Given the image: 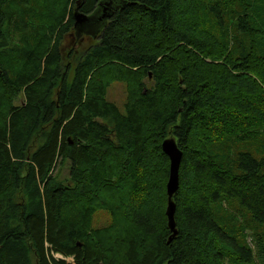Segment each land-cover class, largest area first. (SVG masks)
Segmentation results:
<instances>
[{"label":"trees","instance_id":"1","mask_svg":"<svg viewBox=\"0 0 264 264\" xmlns=\"http://www.w3.org/2000/svg\"><path fill=\"white\" fill-rule=\"evenodd\" d=\"M102 1L0 0V264H264V157L239 149L264 132V0H123L78 34Z\"/></svg>","mask_w":264,"mask_h":264},{"label":"water","instance_id":"2","mask_svg":"<svg viewBox=\"0 0 264 264\" xmlns=\"http://www.w3.org/2000/svg\"><path fill=\"white\" fill-rule=\"evenodd\" d=\"M117 6L125 7L123 0H104L100 3L99 9L93 14H86L76 9L75 15V27L78 34L90 30H98V26H103L109 18L112 16L113 9ZM102 11L100 12V9ZM100 27V28H101ZM97 28V29H96ZM163 151L170 158V175L167 183L168 192V207L167 215L169 219V226L173 232L170 237L172 240L178 234L175 220L176 204L174 202V195L180 186V166L183 158V151L179 147L177 140L174 137L166 138L162 143Z\"/></svg>","mask_w":264,"mask_h":264},{"label":"rangeland","instance_id":"3","mask_svg":"<svg viewBox=\"0 0 264 264\" xmlns=\"http://www.w3.org/2000/svg\"><path fill=\"white\" fill-rule=\"evenodd\" d=\"M69 40L65 42V45H69ZM152 84V83H151ZM107 97L110 101L115 102L120 108H124V104L126 102V84L124 82H115L112 86L109 87ZM22 100V99H21ZM23 101V100H22ZM171 137V136H170ZM262 146V152L258 153V147ZM241 150H247L249 152H252L256 157H264V132H260V136L257 141H251L248 145H244L240 147ZM237 149V150H239ZM235 154V153H233ZM59 164V163H58ZM56 174H58L59 178L63 179L64 181L69 182L70 177V165L69 163H63L60 166L57 167ZM110 220V214L107 211H100L96 214L94 219V226L95 227H101L107 225V223ZM238 222L240 221H248L247 216H244L243 214L237 215ZM247 223V222H246ZM246 237L245 232H242L240 229V226L236 228V234H231L232 236H236L238 238V242L240 245L246 247L245 239L247 243L250 245V247L254 250V252H257L258 246L257 242L255 240V232L253 229L248 228L246 231ZM252 250V251H253ZM241 254H237L234 256V261L228 262L226 261V264H263L261 260L255 255L250 261H240ZM57 257H61L60 255H57ZM238 259V260H237ZM240 259V260H239Z\"/></svg>","mask_w":264,"mask_h":264},{"label":"bare ground","instance_id":"4","mask_svg":"<svg viewBox=\"0 0 264 264\" xmlns=\"http://www.w3.org/2000/svg\"><path fill=\"white\" fill-rule=\"evenodd\" d=\"M151 77V76H150ZM182 150V149H181Z\"/></svg>","mask_w":264,"mask_h":264}]
</instances>
